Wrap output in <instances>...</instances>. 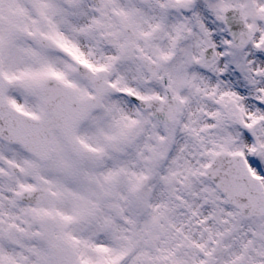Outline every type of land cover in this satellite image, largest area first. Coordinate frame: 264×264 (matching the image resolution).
Listing matches in <instances>:
<instances>
[{
	"label": "snow or ice",
	"instance_id": "1",
	"mask_svg": "<svg viewBox=\"0 0 264 264\" xmlns=\"http://www.w3.org/2000/svg\"><path fill=\"white\" fill-rule=\"evenodd\" d=\"M0 264H264V0H0Z\"/></svg>",
	"mask_w": 264,
	"mask_h": 264
}]
</instances>
